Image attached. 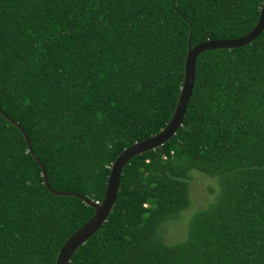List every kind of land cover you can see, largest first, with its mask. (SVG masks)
I'll use <instances>...</instances> for the list:
<instances>
[{"label": "trees", "instance_id": "1", "mask_svg": "<svg viewBox=\"0 0 264 264\" xmlns=\"http://www.w3.org/2000/svg\"><path fill=\"white\" fill-rule=\"evenodd\" d=\"M261 0H0V111L49 188L101 199L110 162L168 121L188 47L254 24ZM217 194L165 244L188 180ZM49 193L0 115V264H53L91 214ZM67 264H264V29L199 52L179 126L131 157L104 222Z\"/></svg>", "mask_w": 264, "mask_h": 264}, {"label": "water", "instance_id": "2", "mask_svg": "<svg viewBox=\"0 0 264 264\" xmlns=\"http://www.w3.org/2000/svg\"><path fill=\"white\" fill-rule=\"evenodd\" d=\"M264 29V0H261L256 20L253 26L243 35L230 38V39H212L204 40L194 44L186 49L183 65L181 83L179 86L178 95L176 97L172 112L165 125L158 130L155 134L133 142L132 144L123 148L110 162L105 179L104 189L101 199L94 203L83 196L67 191H55L48 187L44 170L32 154L29 148L28 140L22 131V129L16 124V122L7 118L1 111L0 115L14 126L22 135L27 153L37 164L40 176L42 179L43 187L51 194L60 196H72L79 199L82 203L89 206L92 209L90 216L82 222L77 228H75L57 248L53 264H67L70 255L74 250L81 245L89 236H91L95 230L104 222L106 215L109 213L113 204L118 185V178L123 165L133 156L142 152L148 151L161 145L165 142L179 126L180 120L187 102L192 81H193V63L195 56L205 50L212 49H231L241 47L249 43L261 30Z\"/></svg>", "mask_w": 264, "mask_h": 264}, {"label": "rangeland", "instance_id": "3", "mask_svg": "<svg viewBox=\"0 0 264 264\" xmlns=\"http://www.w3.org/2000/svg\"><path fill=\"white\" fill-rule=\"evenodd\" d=\"M215 185L214 178H207L198 172H191L188 180V205L179 213L176 220H169L161 225L160 238L163 243H174L184 237L189 215L212 200L218 191Z\"/></svg>", "mask_w": 264, "mask_h": 264}, {"label": "clouds", "instance_id": "4", "mask_svg": "<svg viewBox=\"0 0 264 264\" xmlns=\"http://www.w3.org/2000/svg\"><path fill=\"white\" fill-rule=\"evenodd\" d=\"M94 203H97L96 201H94Z\"/></svg>", "mask_w": 264, "mask_h": 264}]
</instances>
